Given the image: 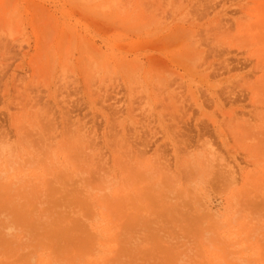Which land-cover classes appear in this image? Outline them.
<instances>
[{"label": "rangeland", "instance_id": "obj_1", "mask_svg": "<svg viewBox=\"0 0 264 264\" xmlns=\"http://www.w3.org/2000/svg\"><path fill=\"white\" fill-rule=\"evenodd\" d=\"M0 264H264V0H0Z\"/></svg>", "mask_w": 264, "mask_h": 264}]
</instances>
